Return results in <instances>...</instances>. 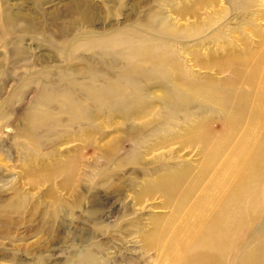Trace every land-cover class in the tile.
<instances>
[{"label": "rangeland", "instance_id": "1", "mask_svg": "<svg viewBox=\"0 0 264 264\" xmlns=\"http://www.w3.org/2000/svg\"><path fill=\"white\" fill-rule=\"evenodd\" d=\"M112 32L159 35L189 83L223 86L236 78L227 67L229 59L244 57L254 63L264 54V0H0V114L4 112L0 115V217H12L22 226L17 218L27 215L3 209L16 196L29 207L43 202L40 209L46 213L55 205L52 194L68 202L51 230L26 234L18 243L22 249L40 239L38 248L28 253L14 250L0 264L159 263L156 246L163 240L159 231L170 223L172 211L164 190L147 187L177 170L188 169L190 178L197 174L203 157L191 134L198 122L209 121L212 132L221 124L200 110L205 103L177 78L154 76V88L143 78L138 79L145 90L142 113L93 111L90 122L73 123L69 114L43 108L38 115L50 112V123L40 131L38 148L21 137L22 111L33 105L38 85L47 79L61 87L73 82L79 88L89 81L86 75L92 69L110 70L111 76L115 73L111 69L123 70V46L114 48L111 56L99 48L73 52L69 47L76 39L77 43ZM263 68L264 63L260 73ZM168 84L185 92L190 115H162L159 87ZM72 159L74 188L86 202L90 200L89 205L73 206L72 195L55 189L63 176L54 180L53 188L43 182L32 189V177L26 173L68 165ZM49 216L44 215L47 224ZM36 222L37 214L30 216L29 224ZM153 239L158 240L153 243Z\"/></svg>", "mask_w": 264, "mask_h": 264}, {"label": "bare ground", "instance_id": "2", "mask_svg": "<svg viewBox=\"0 0 264 264\" xmlns=\"http://www.w3.org/2000/svg\"><path fill=\"white\" fill-rule=\"evenodd\" d=\"M162 40L156 34L112 32L111 35L103 34L77 43L76 39L70 43L73 52L99 48L106 56L113 55L114 48L123 46L126 64L120 72L111 69L115 72L113 76L110 70L92 69L86 75L89 81L79 88L73 82L61 87L60 82L56 84L48 79L43 86L38 85L33 105L21 114V137L29 144H37L38 148L42 138L40 131L50 123L47 117L50 112L38 115L43 108L69 114L73 123L90 122L93 111L104 114L125 111L128 116L135 115L132 111L142 113L146 108L143 106L145 90L138 84V79H149V87L154 88V76L169 81L177 78L205 103V106L200 105V110L218 118L221 124L212 132L208 130L209 121H201L191 134L201 145L203 157L197 174L190 178L188 169L177 170L161 178L153 187H147L148 190H164L172 211L170 223L159 231L163 240L156 246L158 264H264V71L260 73L264 54L254 58V63L244 57L229 59L227 67L232 69L234 80L223 86L211 82L201 86L197 82L189 83L181 76L174 55ZM168 87H159L163 92L162 115L172 118L177 112L190 115L189 100L182 88L170 84ZM207 105L214 108L209 110ZM35 156L39 158L40 155L36 152ZM74 162L72 159L68 160V165L45 166L34 173H26L32 177V189L41 187L43 182L53 188L54 180L63 176L55 189L72 195L73 206L89 205L90 200L86 202L81 192L74 188L76 175L71 176V173L75 174ZM52 196L55 205L48 213L40 209L43 202L32 203L29 207L21 196L3 207L5 213H23L27 218H17L22 221L20 226L11 220L12 217H0V259L14 250L28 253L31 248L39 247L40 239L37 240L39 243L25 244L22 249L18 243L26 234H41L54 227L53 221L60 218L68 202ZM34 214H37V222L29 224L30 216ZM44 215H50L49 224L45 223ZM179 218H182L181 223L175 225L174 221ZM154 240L158 239L152 240L156 243ZM13 259H17L16 254Z\"/></svg>", "mask_w": 264, "mask_h": 264}]
</instances>
